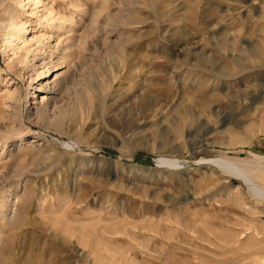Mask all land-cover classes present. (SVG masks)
<instances>
[{
  "label": "rangeland",
  "instance_id": "obj_1",
  "mask_svg": "<svg viewBox=\"0 0 264 264\" xmlns=\"http://www.w3.org/2000/svg\"><path fill=\"white\" fill-rule=\"evenodd\" d=\"M0 264H264V0H0Z\"/></svg>",
  "mask_w": 264,
  "mask_h": 264
},
{
  "label": "bare ground",
  "instance_id": "obj_2",
  "mask_svg": "<svg viewBox=\"0 0 264 264\" xmlns=\"http://www.w3.org/2000/svg\"><path fill=\"white\" fill-rule=\"evenodd\" d=\"M18 34H19V29H17L16 30V32H14L13 34H11V32H7L5 35V41L7 42V43H10V38H15V37H18ZM244 50H246V52L248 51L249 53H252V49H244ZM65 145H67L66 143H65ZM223 158V157H222ZM226 159V158H225ZM203 161H206V162H208V163H213V164H216V165H218V166H221V167H224L223 169L225 170V171H228V172H231V173H233L235 176H237V177H239V178H241L243 181H245V182H248L249 180H248V177L243 173V171L241 170V168H239V167H237L234 163H232V162H228L227 160H222V159H220V158H203L202 159ZM158 162L159 163H161V162H163V163H168V164H175V162H176V160L174 161V160H171V159H168V158H165V157H159L158 158ZM171 166V165H170ZM253 187L255 186V185H252ZM251 186V187H252ZM255 188V187H254ZM253 188V189H254ZM258 191H260L259 189H258Z\"/></svg>",
  "mask_w": 264,
  "mask_h": 264
}]
</instances>
